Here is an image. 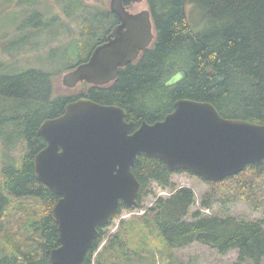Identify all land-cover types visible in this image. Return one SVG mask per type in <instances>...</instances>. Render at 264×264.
<instances>
[{"label":"trees","instance_id":"trees-1","mask_svg":"<svg viewBox=\"0 0 264 264\" xmlns=\"http://www.w3.org/2000/svg\"><path fill=\"white\" fill-rule=\"evenodd\" d=\"M145 1L154 39L106 85L81 82L75 94H55L52 81L53 73L67 72L84 62L118 23L105 6L61 0V14L39 15V24L33 26L30 16L29 26H24L27 32L9 45L14 48L39 33L59 36L63 18L75 15L77 19V33H70L75 38L50 48L52 55L61 56L58 69H10L7 63L0 69V264H52L49 254L59 239L51 211L58 196L51 195L36 178L33 159L45 146L37 134L40 123L61 115L67 103L85 97L117 105L125 109V119L132 120L134 128L142 121L163 119L181 98L210 102L224 117L264 124V0ZM180 68L187 71L186 79L165 87L164 80ZM18 145L16 157L10 150ZM132 170L142 186L137 207H142L141 200L150 193L148 186L153 182L172 193L157 197L140 216L122 220L93 262L104 228L128 208L120 202L117 214L98 228L99 236L83 264H157L156 255H162V250H168L163 264H183L173 261L169 250L192 243L220 254L237 250L234 264H264V219L247 221L190 212L195 202L193 190L176 188L170 180L171 174L184 170L169 171L156 158L141 155ZM207 183L210 191L202 197V207L242 201L259 211L264 198V161Z\"/></svg>","mask_w":264,"mask_h":264},{"label":"water","instance_id":"water-1","mask_svg":"<svg viewBox=\"0 0 264 264\" xmlns=\"http://www.w3.org/2000/svg\"><path fill=\"white\" fill-rule=\"evenodd\" d=\"M126 1L141 0H110L109 9L119 22L84 62L63 73L64 87L109 84L151 44L149 10L130 12ZM186 77L187 71L180 68L164 86ZM125 118L122 107L80 97L67 103L61 115L40 123L37 134L45 146L34 156V172L48 192L58 196L51 211L59 239L49 254L52 264H83L98 228L117 214L120 202L128 208L138 205L142 186L132 168L141 155L206 182L221 181L264 161V124L224 117L210 102L178 99L163 119L142 121L134 130V122Z\"/></svg>","mask_w":264,"mask_h":264},{"label":"rangeland","instance_id":"rangeland-1","mask_svg":"<svg viewBox=\"0 0 264 264\" xmlns=\"http://www.w3.org/2000/svg\"><path fill=\"white\" fill-rule=\"evenodd\" d=\"M90 6L101 5L105 6L109 10L110 0H83ZM61 0H0V63L1 68L5 69L3 64H6L14 69L23 68H43L46 70L58 69L62 62L61 56L52 55L50 48L57 45H64L68 43L73 38H75L78 23L75 15L69 20L64 19L63 25L59 27V36H52L48 33H39L32 38L26 39L19 46L14 48H8L9 45H15L14 43L21 36L23 37V32H27L25 27H28L27 19L33 15L30 24L38 25L39 15H44L48 18L54 14H61ZM147 3L145 0L140 2L130 3V9L133 12L140 11L142 9H147ZM81 15V11H78ZM8 48V49H7ZM50 54L53 57H49ZM65 71H60L53 73L52 81L55 94H75L79 90V87L67 88L64 87L61 78ZM18 145L16 148L10 150V153L14 156H19ZM3 154V149H0V156ZM171 182L176 186L189 187L193 190L195 196V202L190 208V212L195 210H200L204 215L211 216H233L237 219L255 221L258 219H264V198L263 205L259 211H253L244 202L239 201L234 204H228L221 206L215 204L212 209H207L201 206L202 197L210 191V185L202 180L200 177L192 174L191 172H174L170 176ZM150 193L142 198V207H131L123 209L119 215L112 220V223L104 228L106 231L102 242L99 244L97 251L93 255V262L97 252L102 248L107 236L116 231L118 225L122 220L128 221L137 216H140L144 211L150 208L157 197H168L172 190L168 187L163 188L162 186L151 183L148 186ZM190 217L188 216V219ZM171 254V259L174 261L178 260L183 262V264H234L237 261L238 251L231 250L225 254H220L216 250L202 244L192 243L183 248H174L169 250ZM162 255H156V263L163 264L167 261L168 250H162ZM240 264H251L250 262H242Z\"/></svg>","mask_w":264,"mask_h":264},{"label":"flooded vegetation","instance_id":"flooded-vegetation-1","mask_svg":"<svg viewBox=\"0 0 264 264\" xmlns=\"http://www.w3.org/2000/svg\"><path fill=\"white\" fill-rule=\"evenodd\" d=\"M126 2H128V1H126ZM126 2H125V3H126ZM125 5H127V7H128V9H129L130 12H133V11H131V9H130V3L125 4ZM147 9H148V8H147ZM137 12H138V11H137ZM133 13H136V12H133ZM150 17H151V16H150ZM118 22H119V21H118ZM126 121H127V120H126ZM129 121H130V120H129ZM134 124H135V123H134ZM134 127H135V126H134ZM136 128H138V127H136ZM136 128H133V130L136 129Z\"/></svg>","mask_w":264,"mask_h":264}]
</instances>
